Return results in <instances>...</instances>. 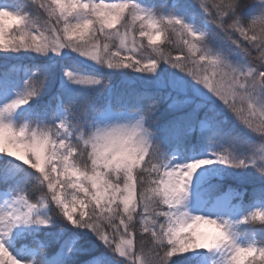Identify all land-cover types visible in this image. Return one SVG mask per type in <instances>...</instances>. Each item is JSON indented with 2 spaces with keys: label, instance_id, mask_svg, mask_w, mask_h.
I'll list each match as a JSON object with an SVG mask.
<instances>
[{
  "label": "snow or ice",
  "instance_id": "snow-or-ice-1",
  "mask_svg": "<svg viewBox=\"0 0 264 264\" xmlns=\"http://www.w3.org/2000/svg\"><path fill=\"white\" fill-rule=\"evenodd\" d=\"M0 264H264V0H0Z\"/></svg>",
  "mask_w": 264,
  "mask_h": 264
},
{
  "label": "trees",
  "instance_id": "trees-1",
  "mask_svg": "<svg viewBox=\"0 0 264 264\" xmlns=\"http://www.w3.org/2000/svg\"><path fill=\"white\" fill-rule=\"evenodd\" d=\"M22 1H23V0H22ZM16 2H17V0H16ZM172 39L174 40L175 37H172ZM143 42H144L145 45H147V42H145L144 40H143ZM160 43H163V45L166 46V50L171 49V48L174 47V45L168 44V41L165 40L164 38H163V40H162ZM174 54H175V53H174ZM129 71H131V70H129ZM119 79H120V78H119L118 76H112V77H110V79H109L108 82H109L112 86H116V85L118 84V82H119ZM54 91H55V86H52L51 89H50L49 94H51V92H54Z\"/></svg>",
  "mask_w": 264,
  "mask_h": 264
},
{
  "label": "rangeland",
  "instance_id": "rangeland-1",
  "mask_svg": "<svg viewBox=\"0 0 264 264\" xmlns=\"http://www.w3.org/2000/svg\"><path fill=\"white\" fill-rule=\"evenodd\" d=\"M17 2H23L22 0H17ZM154 34V33H153ZM139 38V37H138ZM163 40V37H161V40L158 41L157 43H160ZM144 41L148 43L147 37L144 38ZM75 55V54H74Z\"/></svg>",
  "mask_w": 264,
  "mask_h": 264
}]
</instances>
